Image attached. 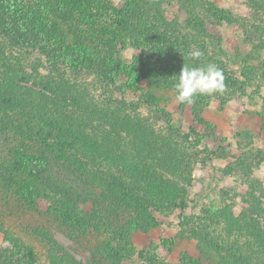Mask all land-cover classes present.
Segmentation results:
<instances>
[{
	"label": "rangeland",
	"instance_id": "rangeland-1",
	"mask_svg": "<svg viewBox=\"0 0 264 264\" xmlns=\"http://www.w3.org/2000/svg\"><path fill=\"white\" fill-rule=\"evenodd\" d=\"M75 1L55 4L50 19V27L59 33L54 37L61 38L62 30L66 31L65 41L69 45L87 40L80 29L86 25V16L93 17L96 23L112 24L116 34H124L114 38L111 52L106 54H114L118 61L131 67L136 57L148 53L156 67L164 61L162 57L155 58L147 45L139 47L137 38H144L139 33L161 42L162 35L169 34L172 52L182 51L186 59L190 57L184 62L186 65H202L201 59L217 65L220 60L224 69L244 84H224L222 92L210 94L205 100L197 95L193 104H180L173 85L184 63L172 56L164 84L157 85L146 76L132 84L126 73L109 83L95 70L54 62L39 47L12 37L5 32V26L16 22L18 26V19L1 11L0 83L8 79V74L15 77L14 71H20L31 81L17 78L16 83L37 91L44 88L35 83L59 81L81 103L93 102L95 114L113 115L109 122L126 128L122 130V146H108L115 158L105 159L104 164L71 147L67 148L65 159L55 156L47 177L57 189L48 188L50 195L61 198L59 201L76 209L78 215L92 218L96 209L104 210L108 204L119 207L128 193L137 210L125 205L127 211L144 213L154 219V224L148 230L133 233L134 251L121 264H246L249 258L239 251L248 250L245 238L238 236L247 233L251 223L255 227V221L262 220L250 204L251 195L259 197L264 208L262 188L252 185L247 178L258 179L264 188V0H88L83 4H79L81 0ZM217 9L224 10L226 18L213 16ZM117 10H124L131 32L119 24L121 15ZM143 19L149 27L134 31ZM47 41L50 39L46 34L48 44ZM193 51L202 52L197 62L190 56ZM68 102L63 104L64 119L69 116L72 122L83 120L84 107L74 104V99ZM194 105L201 108L200 116L194 112ZM106 128H110L108 123ZM144 137L150 141L146 142ZM221 147L225 150L218 153ZM172 149L178 152V159L170 153ZM247 154L251 160L244 171L240 159ZM167 156L174 159L171 164L167 163ZM81 165L99 174L101 181L77 188L84 175ZM135 166L146 173H138ZM147 174L159 190L144 178ZM104 187L109 189L106 197L102 193ZM165 187L169 188L164 193L161 190ZM69 190L74 196L71 200L61 195ZM182 199L186 207L180 206ZM56 204L43 198L40 210H31L0 189V254L16 242L32 248L44 259L46 248L40 231L45 229L78 262L89 264L92 246L105 237V227L102 233H95L90 224L83 228L62 223V209ZM216 214L220 215L221 225L213 221ZM231 229L243 231L232 234Z\"/></svg>",
	"mask_w": 264,
	"mask_h": 264
},
{
	"label": "trees",
	"instance_id": "trees-1",
	"mask_svg": "<svg viewBox=\"0 0 264 264\" xmlns=\"http://www.w3.org/2000/svg\"><path fill=\"white\" fill-rule=\"evenodd\" d=\"M78 1L80 0L75 2ZM84 1L88 0H81L79 4H83ZM63 2L67 4L69 0H0V12L18 19V26L17 22L12 26L6 24L5 32L28 45L39 47L50 55L54 62H63L69 66L81 67L86 70H95L101 78L109 83L115 82L121 73H126L130 76L132 84H136L144 76L153 79L157 85L164 84L166 83L164 76L168 71L170 56L178 58L183 63L190 58L186 59L184 55L186 53H182V51L172 52L174 48L169 34H163L161 42L155 39L149 40L145 34L139 33V37H144L137 38L139 47L142 48V46L147 45L155 58L160 57L161 59L162 57L164 61L159 67H156L148 53V56L144 54L141 57H136L131 67L118 61L114 54L110 53L109 56L106 54L111 52L110 43L114 38L124 36V34H116L114 26L109 22L96 23L95 18L90 17L89 19L87 16L84 21L86 25L80 29V34H83L87 40L76 41L69 45L65 41L66 31L62 30L61 35L63 34V36L57 38L54 37L57 33H55L56 30L54 31L50 27V19L55 4H63ZM75 2L71 4L75 5ZM117 12L121 15L119 24L124 30L131 32L132 29L127 25L128 17L123 15L124 10H117ZM83 15L86 14L81 16ZM213 16L219 19L226 18L222 9L215 10ZM141 24L133 30L140 31L149 27L146 19H143ZM84 31L85 33H83ZM46 34L47 40L50 39L47 41L48 44L45 43ZM194 61L197 62L198 60ZM217 62H219L217 66L224 75V84H227L228 87L244 84V81L230 75L229 71L221 65L220 60ZM200 63L203 65L207 64L208 61L201 59ZM14 72L15 77L8 74V79L0 83V189L8 197L23 202L31 210H40L39 205L43 198H50L55 204L58 201L56 205L59 210L62 209L60 211L62 223H74L76 226H83V228H88L90 224L89 226L93 225L95 233H102L105 227L106 233H103L105 237L102 240H97L92 246L93 253L89 264H121L122 260L134 251L133 233L140 229L148 230L154 224V219L139 211H127L128 208L137 210L128 199V193L124 194V200L119 207L108 204L104 210L96 209V214L94 213L92 218L82 217L76 213V209L67 208L66 205L68 204L60 202L61 198L50 195L48 188L51 189L55 183L48 179L47 172L50 170V165L56 160L53 158L57 156L60 160L65 159L67 148L70 147L76 148L87 156L95 157L97 163L104 164L105 159H114L113 150L108 146L112 143H117L119 147L122 146V139H124L122 130L126 129L125 126L119 128L120 123L109 122V118H112L113 115L108 117L103 112L98 115L95 114L92 111V108H96L93 102L84 103L82 101L81 103L78 98L73 97L65 89L66 84L64 83L40 81L35 84L42 85L44 91H37L16 83L17 78L23 81H31L25 75L22 76L20 71ZM244 74L247 76V73ZM207 98L209 95H202L201 100ZM69 99H74V104L84 107L86 117L83 120L72 122V118L69 116L64 119L63 104L69 103ZM96 111H98V107ZM194 112L200 116L201 108L194 105ZM199 120L204 123L201 117ZM107 123L110 125L109 129L106 128ZM110 123L113 125L111 126ZM144 138L146 142L150 141L149 138ZM54 143L61 146L57 147ZM220 150H225V147L219 148L217 152L221 153ZM169 151L174 158L178 159V152L175 149ZM53 152L54 156L51 155ZM167 158L168 164L174 160L173 158L170 159V156ZM250 160L251 155L249 154L240 159V167H243L244 171L247 170ZM71 162L74 163V160ZM80 169L84 175L78 181L77 188H81L80 186L88 187L91 182L101 181L99 174L91 172L85 165H81ZM133 169L138 173L139 171L146 173L145 170L137 166ZM85 174L88 175L85 176ZM144 178L151 181L153 189L159 190L153 177L147 174ZM247 178L252 185L257 184L259 188H262V195H264V188L259 184V180ZM57 186H60V183ZM168 188L165 187L161 191L165 193ZM56 189L54 186L53 190ZM108 191L109 189L103 188L102 193L105 197L108 195ZM71 193L69 190L61 192V195L71 200L74 197ZM164 193L162 194L164 195ZM167 196L165 194V198ZM251 200L250 204L256 215L261 216L262 220L255 221V227L251 223L247 233L238 236L245 238L244 242L248 249H239V251L241 250V253L249 258V261L246 260V264L251 262L252 264H264V208L260 198L256 195H251ZM125 205H128V208ZM180 206L186 207L185 199L181 200ZM61 214L64 216L62 217ZM218 216L220 215L213 216L215 225H221L218 222ZM107 226L109 227L107 228ZM241 231L243 230L231 229L230 233L239 234ZM40 234L46 248L44 259L41 256L38 257L32 248L15 242L13 247L1 251L0 264H81L47 230L42 229Z\"/></svg>",
	"mask_w": 264,
	"mask_h": 264
},
{
	"label": "clouds",
	"instance_id": "clouds-1",
	"mask_svg": "<svg viewBox=\"0 0 264 264\" xmlns=\"http://www.w3.org/2000/svg\"><path fill=\"white\" fill-rule=\"evenodd\" d=\"M190 56L193 60H197L202 56V52L193 51ZM173 87L176 92V101L191 105L197 95L222 92L225 88L224 75L222 70L213 63L191 66L183 64L179 74L176 75Z\"/></svg>",
	"mask_w": 264,
	"mask_h": 264
}]
</instances>
